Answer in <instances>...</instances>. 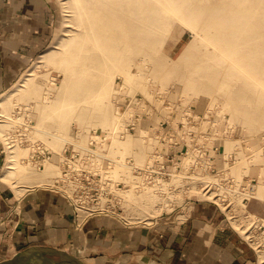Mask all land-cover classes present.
Listing matches in <instances>:
<instances>
[{"label":"rangeland","instance_id":"374dc122","mask_svg":"<svg viewBox=\"0 0 264 264\" xmlns=\"http://www.w3.org/2000/svg\"><path fill=\"white\" fill-rule=\"evenodd\" d=\"M117 2L51 0L50 38L0 94L1 175L19 192L68 164L100 173L116 184L110 213L131 223L211 202L264 264V0ZM102 8L122 23L107 45ZM106 53L123 60L105 67Z\"/></svg>","mask_w":264,"mask_h":264},{"label":"crops","instance_id":"0c3cea01","mask_svg":"<svg viewBox=\"0 0 264 264\" xmlns=\"http://www.w3.org/2000/svg\"><path fill=\"white\" fill-rule=\"evenodd\" d=\"M51 0H0V94L14 84L52 34ZM0 260L36 248L65 264H255L250 245L211 202L178 220L131 223L114 213L75 216L58 188L2 179Z\"/></svg>","mask_w":264,"mask_h":264},{"label":"built area","instance_id":"2783aa9c","mask_svg":"<svg viewBox=\"0 0 264 264\" xmlns=\"http://www.w3.org/2000/svg\"><path fill=\"white\" fill-rule=\"evenodd\" d=\"M30 149H31L29 154L30 160L38 167H40V165L43 164L45 158L48 156V151L38 144L34 146H30ZM72 157L78 160L80 155L78 157H75V155H73ZM68 165L69 167L65 168L62 172V178H59L58 180L56 179L55 183L48 185L58 188L59 190H61L66 194V196L69 198V200L72 203L75 216L78 217L81 216L80 218H83V216H85L82 215L78 209H82L86 211L87 212L86 215L93 213L112 212L111 209H114V206H116V204L112 200V196H115L114 191H116L117 189L116 184L114 185V183L109 182L108 185L104 187V185H100L99 183L101 178L100 173L97 174V172H95L91 174L90 172L87 174L84 172L83 169L79 167H75L72 164H68ZM136 171L140 172L138 169ZM149 174L154 175L151 172H149ZM65 179L70 181H75L78 184L77 189H73L71 194L63 190V188L61 187ZM116 183L118 185L119 181ZM103 198H106L105 202L100 203V200H102ZM216 199L217 198L215 196L214 200ZM215 203L218 202L216 201ZM93 205H95L94 208H91V206Z\"/></svg>","mask_w":264,"mask_h":264},{"label":"bare ground","instance_id":"6f19581e","mask_svg":"<svg viewBox=\"0 0 264 264\" xmlns=\"http://www.w3.org/2000/svg\"><path fill=\"white\" fill-rule=\"evenodd\" d=\"M95 1H100V0H95ZM120 0H118L119 2ZM102 2V0H101ZM117 2V3H118ZM171 8V7H170ZM93 16L95 17V21H97V24L96 26L99 27V29H102L103 30V34L104 36L101 37V36H96L95 37V40L99 43H102V44H106L110 42V40L114 37V30L117 29L115 28L117 25H122V23L118 21L117 18H115L113 16V14L111 13V11H108L106 8H102L100 10H96L93 12ZM120 30V29H119ZM91 51V49L89 50V52ZM43 55V53H42ZM123 60L122 57H117V58H114L110 53H106L105 55V58L102 59V65L107 67V66H111L113 65V61L115 60ZM25 129H28L27 127L24 128V131ZM18 130V129H16ZM25 135V133H24ZM31 141V145L30 146H34L36 144L40 145L41 147H43L41 144L42 141L38 140V139H32L30 140ZM7 142H10L9 140H7ZM11 145V144H9ZM30 146H26L27 150L29 149ZM11 170V169H10ZM15 171H10V172H5L3 173L2 175V179L7 181V182H10V183H14V180L12 178V176H14ZM207 191L209 190L208 188L206 189ZM206 191V192H207Z\"/></svg>","mask_w":264,"mask_h":264},{"label":"water","instance_id":"95a60500","mask_svg":"<svg viewBox=\"0 0 264 264\" xmlns=\"http://www.w3.org/2000/svg\"><path fill=\"white\" fill-rule=\"evenodd\" d=\"M0 264H65L36 248L18 250L10 257L0 260Z\"/></svg>","mask_w":264,"mask_h":264}]
</instances>
